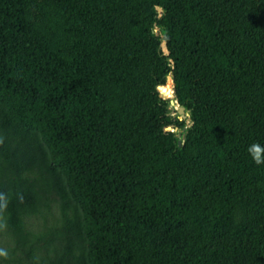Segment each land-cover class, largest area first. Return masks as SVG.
I'll list each match as a JSON object with an SVG mask.
<instances>
[{
	"label": "trees",
	"instance_id": "16d2710c",
	"mask_svg": "<svg viewBox=\"0 0 264 264\" xmlns=\"http://www.w3.org/2000/svg\"><path fill=\"white\" fill-rule=\"evenodd\" d=\"M0 107L77 211L50 264H264V0H0ZM38 205L0 183L14 234Z\"/></svg>",
	"mask_w": 264,
	"mask_h": 264
},
{
	"label": "rangeland",
	"instance_id": "374dc122",
	"mask_svg": "<svg viewBox=\"0 0 264 264\" xmlns=\"http://www.w3.org/2000/svg\"><path fill=\"white\" fill-rule=\"evenodd\" d=\"M153 33L159 36L158 29ZM159 93L160 98H167L160 90ZM174 107L179 106L171 104V108ZM178 119L181 120L180 115ZM183 120L189 124V117ZM0 143L7 144L14 154L11 164L0 156V183L15 179L22 186L33 188L39 197L37 211L25 218L21 234H14L0 221V250L6 253V256L0 255V264H50L61 254L67 241L77 253L84 244V237L75 223L74 203L70 200L61 202L59 191L63 183L49 174L39 160L37 135L7 124L1 107ZM64 211L71 220L70 226H67Z\"/></svg>",
	"mask_w": 264,
	"mask_h": 264
},
{
	"label": "water",
	"instance_id": "95a60500",
	"mask_svg": "<svg viewBox=\"0 0 264 264\" xmlns=\"http://www.w3.org/2000/svg\"><path fill=\"white\" fill-rule=\"evenodd\" d=\"M162 50H163L166 54L168 53V51H167V49H166V43H165V42L163 43ZM168 78L171 80V83H172V89H171V91H172V95H171L170 97H167V98H172L173 95H174L172 74H169V75H168ZM159 90H160V88H159ZM160 91H161V90H160ZM175 103L177 104V101H175V102H174V101H171V104H172V105H174ZM173 109H174L175 111H177V113L180 115L181 120H183L185 117H190L189 113L186 112V110H185L184 107L179 106L178 108H175V107H174ZM173 131H174V130H173ZM178 144L181 145L182 142L179 141Z\"/></svg>",
	"mask_w": 264,
	"mask_h": 264
},
{
	"label": "clouds",
	"instance_id": "9594fccd",
	"mask_svg": "<svg viewBox=\"0 0 264 264\" xmlns=\"http://www.w3.org/2000/svg\"><path fill=\"white\" fill-rule=\"evenodd\" d=\"M260 152L261 149L259 148L258 145H252L249 148V153L252 155L253 162L257 165L264 163V158L261 157ZM0 255L6 256V253L0 250Z\"/></svg>",
	"mask_w": 264,
	"mask_h": 264
},
{
	"label": "bare ground",
	"instance_id": "6f19581e",
	"mask_svg": "<svg viewBox=\"0 0 264 264\" xmlns=\"http://www.w3.org/2000/svg\"><path fill=\"white\" fill-rule=\"evenodd\" d=\"M168 82H170L171 80L168 78V80H167ZM167 86V85H166ZM163 94V93H162ZM164 95V94H163ZM172 95V94H171ZM170 95V96H171ZM170 96H166V95H164V97H170Z\"/></svg>",
	"mask_w": 264,
	"mask_h": 264
}]
</instances>
